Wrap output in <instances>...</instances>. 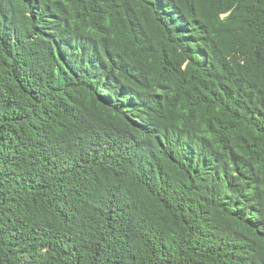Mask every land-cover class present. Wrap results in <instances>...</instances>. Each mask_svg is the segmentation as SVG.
<instances>
[{
    "label": "trees",
    "instance_id": "obj_1",
    "mask_svg": "<svg viewBox=\"0 0 264 264\" xmlns=\"http://www.w3.org/2000/svg\"><path fill=\"white\" fill-rule=\"evenodd\" d=\"M0 264H264V0H0Z\"/></svg>",
    "mask_w": 264,
    "mask_h": 264
}]
</instances>
